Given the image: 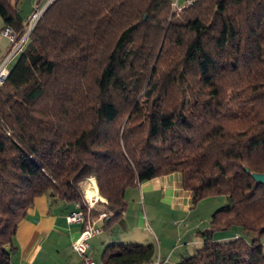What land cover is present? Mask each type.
Segmentation results:
<instances>
[{"label": "trees", "instance_id": "16d2710c", "mask_svg": "<svg viewBox=\"0 0 264 264\" xmlns=\"http://www.w3.org/2000/svg\"><path fill=\"white\" fill-rule=\"evenodd\" d=\"M22 2L0 0L17 33ZM172 3L52 0L44 10L0 85V264L38 196L78 202L95 175L111 228L129 187L172 172L194 204L227 197L176 264H264V183L252 175L264 173V0H194L180 14ZM229 231L239 234L216 237ZM155 255L153 243L115 242L102 259Z\"/></svg>", "mask_w": 264, "mask_h": 264}, {"label": "crops", "instance_id": "0c3cea01", "mask_svg": "<svg viewBox=\"0 0 264 264\" xmlns=\"http://www.w3.org/2000/svg\"><path fill=\"white\" fill-rule=\"evenodd\" d=\"M47 1L23 0L21 15L24 22H27L37 5ZM174 2L182 5L187 0H174ZM3 28L4 20L0 16V62L10 46V41L2 34ZM13 60L7 64L9 70ZM129 189L126 191V209L111 228H103L105 224L103 219L96 220V225L101 231L89 238L87 250L96 264H104L102 259L104 250L108 244L115 242L153 243L155 245L156 238L160 245L159 250L156 248L154 261L145 264H154L156 261H160L161 264L171 259L176 264L184 255L191 254L193 248L195 250L202 244V239L197 233L195 239L190 237L184 250L173 258L177 247L170 248L163 244L161 236L147 227L149 217L153 221L157 219L168 221V216L160 214L162 204L170 209L173 217L176 214L190 211L196 205L193 202L192 193L184 189L180 173L173 172L157 176ZM132 190L141 194L142 201L134 194L131 195ZM79 205L78 202L56 203L52 202L47 195L38 196L34 205L28 209L27 215L18 223L12 244L13 253L10 264H84L82 256L72 247L73 241L81 234L84 224L71 222L69 219V215L79 209ZM99 215L93 214L90 218L94 219ZM237 234L239 233L219 232L216 237L224 240L233 238Z\"/></svg>", "mask_w": 264, "mask_h": 264}, {"label": "rangeland", "instance_id": "374dc122", "mask_svg": "<svg viewBox=\"0 0 264 264\" xmlns=\"http://www.w3.org/2000/svg\"><path fill=\"white\" fill-rule=\"evenodd\" d=\"M49 1L50 0L42 4H39L36 7L41 10L43 7L45 8V5H47ZM192 3H189V0H187L186 3L180 5L174 2L173 0L172 11L176 14H180L186 5H191ZM178 7H182V9L179 10ZM29 19H30V16L28 20ZM28 20L25 23V26L26 25L29 26ZM30 33H29V36H30ZM17 57L10 64V67L13 66V64L17 60ZM129 188L132 189V187H129ZM80 189L83 192V199L78 201V204H80L79 206L82 209H84V211L86 212L89 211L90 213L94 208L102 209V212L100 213V215L98 214L99 216L98 217L96 216L97 218H94V219L96 220L104 219L105 216L101 217V214L105 213V209L103 208H104L105 203L107 202V198L100 194L95 175H90L89 177L84 179L80 183ZM88 191L92 192L91 193L92 196L88 195ZM131 192H132V194L130 193L131 195L134 194L136 198L142 201L141 194H138L135 190H132ZM137 194L138 196H136ZM89 201L94 202L91 209H89V205H90ZM226 201H227V197L225 195L207 197V198H204L198 201L196 205H194L193 208L190 209V211L188 212L185 211L184 213L176 214V216L174 217L172 216L170 209H168V207L165 204L161 203L162 205L160 208V214H164L168 216V221L167 220L161 221L160 219L153 221V219L149 217L148 218L149 222L147 223V227L151 231L153 230L152 231L153 233H157V235L159 234L161 236L163 244L168 245L170 248H172L173 246L177 247V251L175 252L173 256V258H175L178 253H181L184 250L185 244L187 243L190 237L194 240L195 237L197 236L199 229L203 230L210 225V219H211L212 213L217 208L225 204ZM261 243H263L264 245V235L261 236ZM155 245H156V248L159 250L160 245L158 244V241L156 238H155ZM190 248H192V246ZM193 252H194V248L192 249L191 253ZM156 262L154 264H156ZM159 264H160V261H159ZM161 264H174V263L171 259L168 261L166 260L162 262Z\"/></svg>", "mask_w": 264, "mask_h": 264}, {"label": "built area", "instance_id": "2783aa9c", "mask_svg": "<svg viewBox=\"0 0 264 264\" xmlns=\"http://www.w3.org/2000/svg\"><path fill=\"white\" fill-rule=\"evenodd\" d=\"M52 0H50L47 5H45V8L43 7L41 10L39 8H35L33 12L30 15V19L28 20L29 26H25L24 31L22 33H17L14 31V29L10 26H4L2 30V34L8 38L10 41V46L4 55L2 61L0 62V85H2L9 74V68L7 67V64L14 59L24 48L25 44L28 41L29 33L32 31V29L37 24L38 20L42 16L44 10L46 7L50 4ZM193 0H189V3H192ZM179 10L182 9V7H178ZM28 27V28H27ZM89 209H91L94 202H90ZM89 211L86 212L84 209L79 207V209L74 210L70 215L69 219L71 222H77L84 224V228L79 235V237L73 241L72 247L73 249L79 253L82 258L84 264H96L95 260L91 255L87 253L88 250V240L89 238L93 237L94 235H97L100 233L101 229L96 225V219L90 218ZM106 216V213H102L101 217ZM156 264H159V261L156 262Z\"/></svg>", "mask_w": 264, "mask_h": 264}, {"label": "water", "instance_id": "95a60500", "mask_svg": "<svg viewBox=\"0 0 264 264\" xmlns=\"http://www.w3.org/2000/svg\"><path fill=\"white\" fill-rule=\"evenodd\" d=\"M248 170V169H247ZM253 177L260 183H264V173L260 172H253Z\"/></svg>", "mask_w": 264, "mask_h": 264}, {"label": "bare ground", "instance_id": "6f19581e", "mask_svg": "<svg viewBox=\"0 0 264 264\" xmlns=\"http://www.w3.org/2000/svg\"><path fill=\"white\" fill-rule=\"evenodd\" d=\"M92 192L91 191H88V195H91L92 196V194H91Z\"/></svg>", "mask_w": 264, "mask_h": 264}]
</instances>
